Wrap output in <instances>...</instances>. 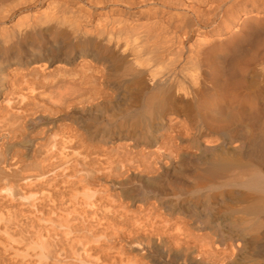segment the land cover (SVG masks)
Returning <instances> with one entry per match:
<instances>
[{
  "label": "bare ground",
  "instance_id": "1",
  "mask_svg": "<svg viewBox=\"0 0 264 264\" xmlns=\"http://www.w3.org/2000/svg\"><path fill=\"white\" fill-rule=\"evenodd\" d=\"M0 264H264V0H0Z\"/></svg>",
  "mask_w": 264,
  "mask_h": 264
}]
</instances>
